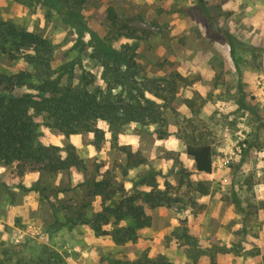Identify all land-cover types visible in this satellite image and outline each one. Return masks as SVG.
I'll use <instances>...</instances> for the list:
<instances>
[{
  "label": "rangeland",
  "instance_id": "1",
  "mask_svg": "<svg viewBox=\"0 0 264 264\" xmlns=\"http://www.w3.org/2000/svg\"><path fill=\"white\" fill-rule=\"evenodd\" d=\"M202 4L205 11L199 0H84L79 33L54 10L29 0H0V23L49 39L53 67L74 60L75 80L82 67L101 86L87 43L90 33L111 38L120 31L111 32L106 11L112 7L118 27L125 25L132 34L112 45L135 44L136 61L147 77L175 83L168 105L146 94L162 106L165 138H157L153 126L134 123L118 137V145L141 160L135 168L128 169L125 153L111 148L102 121L97 124L105 134L99 150L83 145L80 135L39 128L41 143L72 144L84 170L18 179L12 166H0V264H120L142 253L193 264L189 248L177 238L182 229L197 241L196 264H264V0ZM78 38L83 44L75 47ZM5 49L0 46V74L27 69L22 58L27 51L11 56L8 44ZM189 143L212 147L211 174L195 171L185 153ZM166 151L173 156L167 159ZM92 179L110 181L111 201L132 198L142 209L149 225L135 229L134 241L116 244L108 235H94L87 221L101 211V197L89 195L85 182ZM195 182L208 192H197ZM18 184L45 190L25 192ZM154 186L164 193L157 194ZM81 204H88L83 212ZM132 225L126 217L102 229Z\"/></svg>",
  "mask_w": 264,
  "mask_h": 264
},
{
  "label": "trees",
  "instance_id": "2",
  "mask_svg": "<svg viewBox=\"0 0 264 264\" xmlns=\"http://www.w3.org/2000/svg\"><path fill=\"white\" fill-rule=\"evenodd\" d=\"M45 7L48 11L62 18V21L79 33L84 28L79 10L84 0H29ZM201 3V8L205 7ZM107 20L113 33L114 28L120 29L111 38H101L94 33L89 34L87 43L90 53L88 59L100 69L99 80L103 86L96 84L95 76L80 67L77 80L74 78L76 62L65 61L56 67L54 61V46L52 42L38 33L27 32L9 23H0V46L6 51L5 44L11 56L13 52L22 53L27 69L15 75L0 74V166H12L18 179L32 173L59 174L71 169L84 170V162L76 153L72 144L59 147L41 143L40 127L53 129L68 137L80 135L83 145H91L100 149L104 141V131L98 127V122H105L110 135L111 148L125 153L126 167L135 168L141 163L126 147L118 145V137L130 124L155 127L157 138L166 135L165 120L162 116V106L148 98L151 94L167 105L171 102L175 91L173 79L158 77L149 78L143 73L141 65L136 61L137 46L135 44L112 45V40L119 36L132 37L127 26L118 27L117 15L112 7H108ZM126 30L127 33H122ZM128 34V35H127ZM82 45L78 38L75 47ZM16 89H23L21 95H15ZM92 136L89 139L88 136ZM169 159L173 152H163ZM185 153L193 160L197 173L211 174L213 170V151L209 144H192L185 147ZM127 169V170H128ZM127 170L124 171L125 175ZM150 177V176H149ZM89 195L101 197V211L95 213L88 221L90 229L96 236H110L116 244L134 241L135 229L149 225L141 208L133 205V199L111 201L112 184L107 179L87 180ZM169 187L168 184H166ZM196 191L206 194L207 188L201 182H195ZM18 190L42 194L45 187L38 188L17 185ZM156 193H164L153 187ZM57 189L55 193L62 192ZM109 201V204H105ZM237 206L238 201H233ZM112 204V205H111ZM88 204H81L83 212ZM129 217L133 225L129 229L115 227L112 232L102 229L103 226L117 224ZM178 240H183L182 246L188 247L186 252L196 264L199 256L197 241L182 229ZM198 250V251H197ZM120 264H171L163 255L149 258L142 253L133 261Z\"/></svg>",
  "mask_w": 264,
  "mask_h": 264
},
{
  "label": "crops",
  "instance_id": "3",
  "mask_svg": "<svg viewBox=\"0 0 264 264\" xmlns=\"http://www.w3.org/2000/svg\"><path fill=\"white\" fill-rule=\"evenodd\" d=\"M28 175H29V174H28ZM25 176H27V175H25ZM25 176H24V177H25Z\"/></svg>",
  "mask_w": 264,
  "mask_h": 264
}]
</instances>
